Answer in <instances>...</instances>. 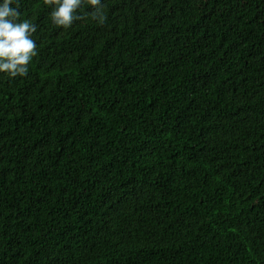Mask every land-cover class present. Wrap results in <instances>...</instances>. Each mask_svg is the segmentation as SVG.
<instances>
[{
    "label": "trees",
    "instance_id": "obj_1",
    "mask_svg": "<svg viewBox=\"0 0 264 264\" xmlns=\"http://www.w3.org/2000/svg\"><path fill=\"white\" fill-rule=\"evenodd\" d=\"M3 3V0H0ZM0 73V264H264V0H102Z\"/></svg>",
    "mask_w": 264,
    "mask_h": 264
},
{
    "label": "clouds",
    "instance_id": "obj_2",
    "mask_svg": "<svg viewBox=\"0 0 264 264\" xmlns=\"http://www.w3.org/2000/svg\"><path fill=\"white\" fill-rule=\"evenodd\" d=\"M85 2L93 9L91 18L103 24L106 17L102 0H44L46 5L55 6L52 21L63 28L85 18L76 14ZM12 4L13 0L0 3V73L17 77L28 73V66L37 55L36 42L32 38L36 26L28 20L21 21L18 6L12 7Z\"/></svg>",
    "mask_w": 264,
    "mask_h": 264
}]
</instances>
